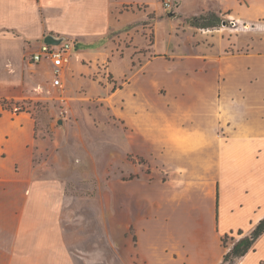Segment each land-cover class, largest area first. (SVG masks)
<instances>
[{"label": "crops", "instance_id": "obj_1", "mask_svg": "<svg viewBox=\"0 0 264 264\" xmlns=\"http://www.w3.org/2000/svg\"><path fill=\"white\" fill-rule=\"evenodd\" d=\"M211 1L201 7L210 9ZM222 1L234 7L241 0ZM247 1V12L238 17H263L264 0L260 6ZM117 2L122 14L123 0ZM110 5L111 0H0V99L27 98L41 79L34 75L39 65L50 72L52 87L63 85L71 66L79 74L82 63H73L75 52L79 60L85 52L79 46L93 47L96 57L110 31L120 27ZM47 34L74 42L61 85L53 83L49 60L30 59ZM111 58L107 68L121 80L123 69L115 71ZM117 88L123 90V81ZM143 91L149 90H132L125 99L135 119L123 118V152L151 157L152 175L144 181L138 164L133 177L123 180V240H132L135 252L123 251V259L115 254V264H219L232 246H224L221 237L247 235L264 217V123L255 118L256 110H264V90H158L151 97L153 115L138 97ZM192 110L199 114L193 117ZM220 110L237 111L235 123L227 118L223 127L208 116ZM138 125L151 127L150 139L141 141ZM225 128L232 132L221 133ZM128 130L136 133L135 141ZM42 146L31 114L0 104V264H111V216L76 213L81 206L65 193L57 155L52 153L50 164L37 160L35 149ZM235 264H264V233Z\"/></svg>", "mask_w": 264, "mask_h": 264}, {"label": "rangeland", "instance_id": "obj_2", "mask_svg": "<svg viewBox=\"0 0 264 264\" xmlns=\"http://www.w3.org/2000/svg\"><path fill=\"white\" fill-rule=\"evenodd\" d=\"M169 1L172 7L167 9L159 0L149 5L123 0L118 7L122 14H118V2L111 0L112 19L117 21L118 15L121 24L110 31L102 53L95 57L93 47L81 44L79 48L85 51L81 59L79 53L73 56L75 67L82 63L79 74L71 66L63 85L52 87L50 72L39 65L34 75L41 79L32 85L37 88L27 98L7 100L9 107L23 108L35 120V134L43 141L41 149H35L37 160L50 164L52 153L57 155L67 179L65 193L81 206L76 213L111 216V264L116 255L123 259V251L135 252L132 240H123V180L133 177L132 168L138 164L146 173L144 181L152 175L151 157L123 152V118L135 119L125 102L130 92L149 90L138 97L150 104L152 114L155 103L151 97L158 90H264V15L251 22L239 18L247 12V0L234 7L212 0L208 10L201 7L203 0ZM255 3L261 5L259 0ZM208 11H215L224 22L214 27H194L187 22L188 17ZM111 56L116 59L113 69H123L121 80H115L107 68ZM98 57L103 60L97 61ZM113 81L118 83L114 87ZM122 81L123 90L117 88ZM190 113L193 117L199 114ZM255 114L264 123V110ZM208 116L224 122L225 127V120L235 123L238 113L220 110ZM138 130L141 141L150 139L151 127L140 125ZM227 132L232 131L225 128L221 133ZM135 134L128 130L130 140ZM141 145L149 148L147 142ZM96 230H100L98 223ZM148 241L144 236L141 239L144 245Z\"/></svg>", "mask_w": 264, "mask_h": 264}, {"label": "trees", "instance_id": "obj_3", "mask_svg": "<svg viewBox=\"0 0 264 264\" xmlns=\"http://www.w3.org/2000/svg\"><path fill=\"white\" fill-rule=\"evenodd\" d=\"M187 22L194 27H214L220 25L224 21L213 11H208L206 13H201L198 15H192L188 17ZM13 102V100H11ZM0 104L3 107L11 108L7 104V99H0ZM17 110H23V108H17ZM242 232L238 231L240 235ZM264 233V217H262L252 231L238 239L233 236L225 234L221 237V241L224 246L228 245V239L232 240V246L227 250L222 257L219 264H235V262L253 249L255 242Z\"/></svg>", "mask_w": 264, "mask_h": 264}, {"label": "built area", "instance_id": "obj_4", "mask_svg": "<svg viewBox=\"0 0 264 264\" xmlns=\"http://www.w3.org/2000/svg\"><path fill=\"white\" fill-rule=\"evenodd\" d=\"M165 8L169 9L172 4L169 0H159ZM60 36V35H57ZM74 42L68 38L58 44H49L42 40L38 49L30 54L32 62L49 60L52 64L53 83L61 85V76L65 67L69 64Z\"/></svg>", "mask_w": 264, "mask_h": 264}, {"label": "water", "instance_id": "obj_5", "mask_svg": "<svg viewBox=\"0 0 264 264\" xmlns=\"http://www.w3.org/2000/svg\"><path fill=\"white\" fill-rule=\"evenodd\" d=\"M67 37L65 36H57L56 34H47L44 37V42L49 43V44H58L61 41L65 40ZM60 123V121H58Z\"/></svg>", "mask_w": 264, "mask_h": 264}]
</instances>
